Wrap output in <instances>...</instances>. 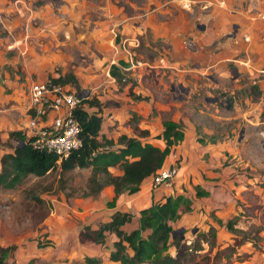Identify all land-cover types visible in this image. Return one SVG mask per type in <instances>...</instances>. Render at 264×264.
Segmentation results:
<instances>
[{
    "label": "rangeland",
    "instance_id": "obj_1",
    "mask_svg": "<svg viewBox=\"0 0 264 264\" xmlns=\"http://www.w3.org/2000/svg\"><path fill=\"white\" fill-rule=\"evenodd\" d=\"M185 2L192 5L189 10ZM193 17L196 34L185 33L184 24ZM160 22L171 28L159 30ZM134 37L140 44L124 68L120 45ZM263 42L264 0H0V157L17 144L10 131L26 129L33 80L74 75L76 81L62 84L87 94L81 102L86 113L103 114L100 140L110 128L108 116L122 102L125 108V103L150 101L158 118H186L202 145L225 139L231 144L220 158L201 151L204 163H194L198 170L220 166V175L203 174L212 180L203 183L209 191L203 198L194 197V184H187L194 206L175 224L170 251L179 249L181 264H264ZM114 63L122 68L111 80ZM127 113L131 129L139 133L142 114L128 105ZM174 166L176 172L179 164ZM90 173L91 167H57L43 175L30 173L14 187L0 186L4 264H68L56 261L67 255H58L55 243L69 248L74 238L86 240L87 230L78 236L65 229L61 239L54 233L52 248L41 249L51 245L48 217L58 201L97 195L89 193L96 189ZM149 186L159 189L151 176ZM136 225L134 219L126 227ZM105 239L111 235L105 233ZM104 251L97 244V255L87 250L67 260L86 264V257H96L92 264H113Z\"/></svg>",
    "mask_w": 264,
    "mask_h": 264
},
{
    "label": "trees",
    "instance_id": "obj_2",
    "mask_svg": "<svg viewBox=\"0 0 264 264\" xmlns=\"http://www.w3.org/2000/svg\"><path fill=\"white\" fill-rule=\"evenodd\" d=\"M120 63L125 65L123 61ZM120 70V67L114 63L111 65L110 73L112 76H118ZM59 79L52 81L59 82ZM61 80L63 82L59 83L67 80L74 82L76 78L71 75ZM76 115L83 127L82 144L70 151L60 162H57L56 153L32 147L25 141L22 130L10 131L9 137L19 142L12 152L4 153L0 159V186L11 188L22 182L30 173L43 175L57 167H60L61 171L75 167H91L89 180L96 183L94 187L96 189L89 193H96L104 185L112 184L116 195L108 203L113 206L120 192L126 191L129 194L137 192L141 181L163 166L166 156L171 152V147L185 136L180 121L164 118L162 132L154 136L165 141L162 148L139 138L147 136L148 130H139V137L122 133L116 140L106 137L100 140L102 116L88 114L81 109L76 111ZM117 144L118 146L115 147ZM103 145H108L109 148L102 147ZM112 166H118L122 174H111L109 167ZM99 175L105 176L103 182L99 181ZM208 194V190L196 186V195ZM190 204L191 199L183 193L169 194L162 201L153 202L142 208L139 211L138 226L128 232L121 226L131 221L133 214L116 210L109 221L101 223L96 229L85 226L81 234L84 235L82 232L87 230V239L102 242L105 231L114 232L117 239L113 243L110 259L121 264H181L179 249L177 248V254L169 251L170 237L174 230L172 222L179 218L181 206L188 210ZM227 225L230 227L231 221H228ZM183 247L189 249V246L183 245ZM85 260L86 264L99 261L96 257H86ZM0 264H4L1 259Z\"/></svg>",
    "mask_w": 264,
    "mask_h": 264
},
{
    "label": "crops",
    "instance_id": "obj_3",
    "mask_svg": "<svg viewBox=\"0 0 264 264\" xmlns=\"http://www.w3.org/2000/svg\"><path fill=\"white\" fill-rule=\"evenodd\" d=\"M196 17H193V20H188L186 24H184V32L189 34H196V31L193 30L195 27H198V23L196 22ZM196 22V23H195ZM170 24V22H167ZM161 28L159 30H164L163 28H171L170 25H166L165 22H160ZM202 25V24H200ZM204 25V24H203ZM163 27V28H162ZM257 28V27H256ZM178 30V29H177ZM179 34L183 33V31L178 30ZM159 35V34H158ZM181 37V36H179ZM262 39V38H261ZM264 44V42H263ZM260 48H264L260 47ZM117 46H115V53H116ZM127 105L131 106L132 109L136 110L140 114H142V119L139 122V125H137V128L139 130H148L149 134L147 136L139 137L137 131L132 128L129 124V120L127 119L128 113H127ZM107 114V113H106ZM103 116V114H102ZM159 116V115H158ZM171 118L175 121H180L184 125V131L185 136L183 140H181L179 143L173 145L171 147V152L166 156L163 166H174V163L179 164V168L176 169L175 175L173 176V181L171 186H159V189H155L152 186H149L150 176L145 177L141 183L140 188L137 192L129 194L126 191L120 192L115 201V205L110 206L109 201L116 195L114 186L112 184H106L101 188L97 193L96 196H87V197H76L73 198L72 203H67L66 201H58L57 205L55 206L53 213L48 217L50 219V226L48 228L49 235L47 236V239L51 245H46L43 248H52V245L55 241L53 239V234L61 239L63 234H61L62 231L66 229L71 230V232L74 231V233L78 232V236L80 231L85 226H90L91 229H96L101 223L107 222L111 219V215L114 211L120 210L122 212H131L133 214V217L131 221L124 223L121 228L124 231H130L131 229L138 226V219H139V211L150 205L153 202L162 201L165 196L169 194H179L183 193L187 195L191 199L190 209L194 206V202H192V195L191 192L188 190L187 184H194L195 193L194 197H206L208 195H196V186L199 185L201 188H203L204 184H209L212 180L206 178L203 175L206 173L209 177H212L213 175H220V166L218 170H215L214 167H210L208 164L203 166L202 170H198L194 167V163H204L201 160V151L202 152H208L212 153L215 156L221 157V151L223 148H227L231 146L229 144L230 140L225 139L223 142L218 141L217 143H207L202 145L201 142L197 140L196 132L192 127L187 126V123L185 121L186 118H180L179 116L173 115ZM109 119V125L110 128L103 130L104 135L106 138H113L116 140L118 136L122 133L128 135V136H138L143 141L151 142L159 147H164L165 141L162 138H156L154 137L156 134L161 133L163 130V119L158 118L155 116L154 109L152 107V104L150 101H143V102H137V103H125V108L123 105V102L121 103V107L114 109L113 113L111 112V115L108 116ZM103 121V120H102ZM107 121V120H106ZM102 127V122L100 126V130ZM99 130V133H100ZM134 130V131H133ZM115 146H118L115 145ZM9 152H12L9 151ZM1 159V157H0ZM220 160H218L216 163H219ZM190 163V164H187ZM113 167L118 166H112L109 167V170ZM201 169V168H200ZM113 174H122V170L118 169L116 173ZM175 183V186H174ZM174 186V189L170 190ZM204 189V188H203ZM74 201H76L74 203ZM74 203V204H73ZM74 205V206H73ZM188 209V210H190ZM186 210L184 206H181L180 208V216L177 220L172 222L173 227L176 223L180 222L182 211ZM136 219V226L132 227L131 229H127V225L131 224L133 220ZM105 233L111 235V240L106 241L102 243H97L93 240L87 239V240H81L80 237H77L78 240L74 238V241L71 243L70 247H64L60 248L55 243V248L58 250V255H67V257H62L61 259H58L56 257V261L58 263H68V257L73 261L77 260L80 253H83L84 255L89 254L85 253L87 250H91V255H97L96 252V245L99 244V246L103 247L105 249L103 257L106 258V260L111 261L113 264H121L119 261L111 260L110 259V252L113 249V243L117 239V236L114 232L111 231H105ZM147 231H145V234ZM114 237L112 238V236ZM102 244V245H101ZM95 245V246H94ZM170 251V247H169ZM171 252V251H170ZM172 253V252H171ZM175 254V253H172ZM53 256L46 258L42 257L41 261L44 262L45 260L52 259ZM85 258V257H84ZM85 263V261H84Z\"/></svg>",
    "mask_w": 264,
    "mask_h": 264
},
{
    "label": "built area",
    "instance_id": "obj_4",
    "mask_svg": "<svg viewBox=\"0 0 264 264\" xmlns=\"http://www.w3.org/2000/svg\"><path fill=\"white\" fill-rule=\"evenodd\" d=\"M190 6L192 5L189 2L183 4L187 10L191 8ZM139 44L137 37L123 41L120 50L124 52V57L120 58L122 59L120 61L132 63L133 49ZM116 64L122 68L120 63ZM109 78L115 80V76L110 75ZM68 86L46 79L33 80L28 87L30 113L23 132L25 141L38 150L56 153L57 162L82 144L83 127L76 111L84 110L81 102L87 94L84 92L77 94ZM174 175L175 167L172 165L160 167L151 175V183L155 187L171 186Z\"/></svg>",
    "mask_w": 264,
    "mask_h": 264
},
{
    "label": "water",
    "instance_id": "obj_5",
    "mask_svg": "<svg viewBox=\"0 0 264 264\" xmlns=\"http://www.w3.org/2000/svg\"><path fill=\"white\" fill-rule=\"evenodd\" d=\"M199 28H200L201 30H205V28H206V27H205V25H200V26H199ZM21 143H22V141H21ZM172 233H173V235H174V233H175V230H173V232H172Z\"/></svg>",
    "mask_w": 264,
    "mask_h": 264
}]
</instances>
